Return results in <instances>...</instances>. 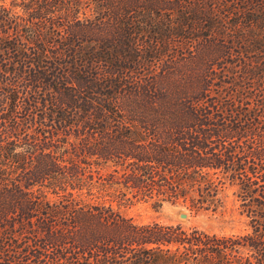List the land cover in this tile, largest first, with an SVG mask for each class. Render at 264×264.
<instances>
[{
    "label": "trees",
    "instance_id": "trees-1",
    "mask_svg": "<svg viewBox=\"0 0 264 264\" xmlns=\"http://www.w3.org/2000/svg\"><path fill=\"white\" fill-rule=\"evenodd\" d=\"M0 264H264V0H0Z\"/></svg>",
    "mask_w": 264,
    "mask_h": 264
},
{
    "label": "rangeland",
    "instance_id": "rangeland-1",
    "mask_svg": "<svg viewBox=\"0 0 264 264\" xmlns=\"http://www.w3.org/2000/svg\"><path fill=\"white\" fill-rule=\"evenodd\" d=\"M233 190L232 185H224L219 193L220 203L214 211L208 209L189 212L180 204L167 201L157 203L153 199L143 198H131L120 204L113 200L111 204L122 215L137 222L150 220L163 223L179 222L185 227L197 225L209 231L230 233L240 231L244 226V218L237 212V200ZM179 212H185L186 216L181 218Z\"/></svg>",
    "mask_w": 264,
    "mask_h": 264
},
{
    "label": "water",
    "instance_id": "water-1",
    "mask_svg": "<svg viewBox=\"0 0 264 264\" xmlns=\"http://www.w3.org/2000/svg\"><path fill=\"white\" fill-rule=\"evenodd\" d=\"M179 216H180L181 218H184V217L186 216V213H185V212H179Z\"/></svg>",
    "mask_w": 264,
    "mask_h": 264
}]
</instances>
